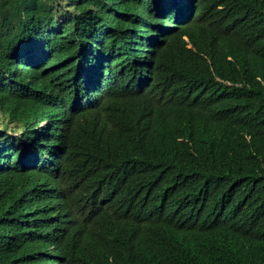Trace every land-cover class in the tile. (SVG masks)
Instances as JSON below:
<instances>
[{"label":"trees","instance_id":"1","mask_svg":"<svg viewBox=\"0 0 264 264\" xmlns=\"http://www.w3.org/2000/svg\"><path fill=\"white\" fill-rule=\"evenodd\" d=\"M0 264H264V0H0Z\"/></svg>","mask_w":264,"mask_h":264},{"label":"water","instance_id":"2","mask_svg":"<svg viewBox=\"0 0 264 264\" xmlns=\"http://www.w3.org/2000/svg\"><path fill=\"white\" fill-rule=\"evenodd\" d=\"M191 14H193V12Z\"/></svg>","mask_w":264,"mask_h":264}]
</instances>
